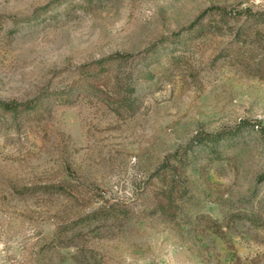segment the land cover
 Segmentation results:
<instances>
[{"label":"rangeland","instance_id":"374dc122","mask_svg":"<svg viewBox=\"0 0 264 264\" xmlns=\"http://www.w3.org/2000/svg\"><path fill=\"white\" fill-rule=\"evenodd\" d=\"M0 99V264H264V0H0Z\"/></svg>","mask_w":264,"mask_h":264},{"label":"trees","instance_id":"16d2710c","mask_svg":"<svg viewBox=\"0 0 264 264\" xmlns=\"http://www.w3.org/2000/svg\"><path fill=\"white\" fill-rule=\"evenodd\" d=\"M223 11H227V10H223ZM115 57V56H112ZM104 60H106L105 58L102 60H99L98 62H96L97 64L102 63ZM96 72H94L95 75ZM114 95H116L115 91L112 90H108L106 92V99L110 100V99H119L122 101H126V97L123 98L121 97H114ZM127 99H129L127 97ZM122 101H119V103H121ZM37 107V101L36 99L34 100H28V101H18V100H2L0 99V109L2 111H6V112H11L13 113L14 117H17L20 113L25 112L27 110L30 109H34ZM174 203V202H173ZM101 209L99 210H95L90 216H97L99 214ZM156 210H161L162 213L166 216H171L174 217L176 215V210H174L173 206H164V205H159L157 206Z\"/></svg>","mask_w":264,"mask_h":264}]
</instances>
